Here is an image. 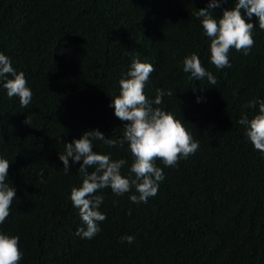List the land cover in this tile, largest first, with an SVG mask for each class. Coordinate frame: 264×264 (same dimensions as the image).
I'll return each instance as SVG.
<instances>
[{
  "label": "trees",
  "instance_id": "1",
  "mask_svg": "<svg viewBox=\"0 0 264 264\" xmlns=\"http://www.w3.org/2000/svg\"><path fill=\"white\" fill-rule=\"evenodd\" d=\"M209 2L0 0V53L33 93L21 108L3 87L14 77L0 78V159L10 162L6 182L16 193L0 233L19 237L21 264H264V153L238 123L258 114L250 101L264 100V30L242 10L257 26L255 43L248 55L230 50V67L216 69L196 16ZM234 2L221 3L215 18ZM191 54L216 85L189 79L183 60ZM133 59L154 66L145 95L152 100L157 89L171 90L159 107L181 119L199 148L175 167L156 161L164 179L146 203L110 188L97 192L108 220L82 239L70 200L71 189L82 185V161L70 159L65 174L59 154L85 131L122 138L127 121L111 105ZM93 151L125 159L121 174L129 176L127 143L109 148L93 140ZM128 235L131 244L121 240Z\"/></svg>",
  "mask_w": 264,
  "mask_h": 264
},
{
  "label": "clouds",
  "instance_id": "2",
  "mask_svg": "<svg viewBox=\"0 0 264 264\" xmlns=\"http://www.w3.org/2000/svg\"><path fill=\"white\" fill-rule=\"evenodd\" d=\"M221 3H227V0H210L206 9L196 12L204 34L210 38V63L218 70L230 67V50L235 49L248 55L255 43L252 33L257 26L246 22L241 14L242 10L249 20L255 16L259 28L264 30V0H235L234 7L223 10L222 16L217 19L214 13ZM154 71L152 64L133 59L127 78L119 81L120 92L113 98L111 106L118 119L127 121L123 126L121 139H106L98 130L85 131L79 139L65 143L64 154H59L65 174L70 171V159L72 163L82 161L79 166L83 177L82 185L73 187L70 192L72 205L78 209L84 225L76 230V235L82 239L95 237L101 231L99 223L102 222L105 226L108 220L99 210L104 197L97 195V192L110 188L116 196L130 193L128 198L132 203H146L150 197L157 194L159 183L164 179L163 169L156 165V161H161L165 167H175L182 158L187 159L194 155L199 148V142L194 141L181 119H176L159 107L163 96L173 95L171 90L165 92L157 89L152 100L145 95V84ZM183 71L190 74L189 79L192 81L206 78L209 84H217L216 76L202 66L196 54L185 57ZM8 75L14 78L6 79L3 84L7 96L18 97L20 107L27 109L33 93L27 86L24 73H17L10 59L0 53V78ZM257 104L258 114L251 120L242 116L238 123L247 125V138L255 150L264 153V100L250 101L247 107L252 108ZM25 123L27 124L26 120ZM93 140L103 141L109 148L128 144L132 157L128 177L121 174V169L127 161L112 160L110 154L94 152ZM9 166L8 160L0 159V224L9 217L13 201L16 199L14 188L6 182ZM89 168L95 170L89 173ZM134 239L131 235L121 238L122 242L129 244L133 243ZM22 256L19 237L0 233V264H21Z\"/></svg>",
  "mask_w": 264,
  "mask_h": 264
}]
</instances>
